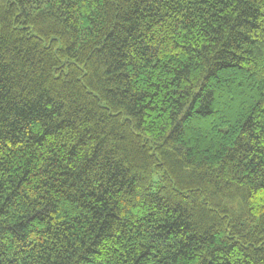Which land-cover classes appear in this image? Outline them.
Here are the masks:
<instances>
[{
    "label": "trees",
    "instance_id": "16d2710c",
    "mask_svg": "<svg viewBox=\"0 0 264 264\" xmlns=\"http://www.w3.org/2000/svg\"><path fill=\"white\" fill-rule=\"evenodd\" d=\"M0 264H264V0H0Z\"/></svg>",
    "mask_w": 264,
    "mask_h": 264
}]
</instances>
